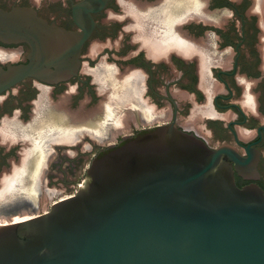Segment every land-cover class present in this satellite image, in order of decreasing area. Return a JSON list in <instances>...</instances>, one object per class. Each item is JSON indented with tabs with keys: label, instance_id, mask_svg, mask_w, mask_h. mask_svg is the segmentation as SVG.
<instances>
[{
	"label": "flooded vegetation",
	"instance_id": "af4514ba",
	"mask_svg": "<svg viewBox=\"0 0 264 264\" xmlns=\"http://www.w3.org/2000/svg\"><path fill=\"white\" fill-rule=\"evenodd\" d=\"M13 8L90 34L76 75L0 91V215L42 214L44 193L50 208L73 190L77 161L85 175L99 150L172 123L211 150H249L235 185L264 194V0H0ZM29 52L0 42V73Z\"/></svg>",
	"mask_w": 264,
	"mask_h": 264
},
{
	"label": "water",
	"instance_id": "95a60500",
	"mask_svg": "<svg viewBox=\"0 0 264 264\" xmlns=\"http://www.w3.org/2000/svg\"><path fill=\"white\" fill-rule=\"evenodd\" d=\"M89 34L0 9V42L30 48L27 64L0 73V91L76 75ZM247 154L211 150L173 123L125 135L99 150L73 196L0 226V264H264V194L234 182L254 170Z\"/></svg>",
	"mask_w": 264,
	"mask_h": 264
},
{
	"label": "rangeland",
	"instance_id": "374dc122",
	"mask_svg": "<svg viewBox=\"0 0 264 264\" xmlns=\"http://www.w3.org/2000/svg\"><path fill=\"white\" fill-rule=\"evenodd\" d=\"M163 118L165 119L166 117H163ZM163 118L160 117V118H157V120H160V119H163ZM166 119H167V118H166ZM157 122H159V121H157ZM159 123H160V122H159ZM115 134H116V133H113L112 135H115ZM82 150H85V151H86V149H84V148H83ZM91 153H92V152H91ZM88 155L90 156V152H89V154H88V152L84 154V156H88ZM86 166H87V164H81L80 161H77V162L74 164V169H75V180L72 181L73 183H72V185H71V187H72L73 190H74V188H76V186L79 184L80 177L83 176V174H84V169H85ZM55 183H57V184H59V185H62V181H56ZM55 187H57V186H55ZM60 187H61V186H60ZM64 187H66V186L64 185ZM73 190L70 191V192H67V191L63 192L62 197L71 194V193L73 192ZM43 199H44V201H43V207H44V209H43V213H44V212L48 211L49 205L52 203V200H53L54 198L49 199V198L46 196V193H44V194H43ZM32 213H33V212H32ZM1 214H2V213H1ZM33 214L35 215V213H33Z\"/></svg>",
	"mask_w": 264,
	"mask_h": 264
},
{
	"label": "bare ground",
	"instance_id": "6f19581e",
	"mask_svg": "<svg viewBox=\"0 0 264 264\" xmlns=\"http://www.w3.org/2000/svg\"><path fill=\"white\" fill-rule=\"evenodd\" d=\"M31 170H34V164L33 165L31 164V167L29 168L27 173H30ZM35 215L32 212H27V211H22V212H19L17 214H12V215H9V216L1 214L0 215V226L7 225V224L13 223V222H20V221H23V220H28V219L34 217Z\"/></svg>",
	"mask_w": 264,
	"mask_h": 264
},
{
	"label": "built area",
	"instance_id": "2783aa9c",
	"mask_svg": "<svg viewBox=\"0 0 264 264\" xmlns=\"http://www.w3.org/2000/svg\"><path fill=\"white\" fill-rule=\"evenodd\" d=\"M79 185V184H78ZM78 185L76 186V188H74V190H73V192L71 193V194H69V195H66V196H64V197H62L63 199H66V198H69V197H71V196H73L74 194H75V192L77 191V189H78ZM60 199V200H63V199Z\"/></svg>",
	"mask_w": 264,
	"mask_h": 264
}]
</instances>
